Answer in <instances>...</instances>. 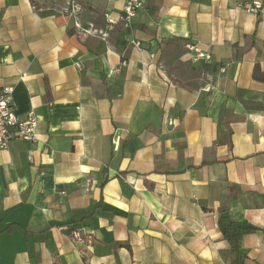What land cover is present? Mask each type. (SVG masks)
<instances>
[{
	"label": "crops",
	"instance_id": "crops-1",
	"mask_svg": "<svg viewBox=\"0 0 264 264\" xmlns=\"http://www.w3.org/2000/svg\"><path fill=\"white\" fill-rule=\"evenodd\" d=\"M123 7L0 0V89L38 120L0 149V264H264V0Z\"/></svg>",
	"mask_w": 264,
	"mask_h": 264
},
{
	"label": "built area",
	"instance_id": "built-area-1",
	"mask_svg": "<svg viewBox=\"0 0 264 264\" xmlns=\"http://www.w3.org/2000/svg\"><path fill=\"white\" fill-rule=\"evenodd\" d=\"M149 0H124V7L119 17V23L124 28H129L132 19L136 16V13L143 9ZM169 2H176L177 0H166ZM245 12L249 14H257L261 9L259 2L245 3L243 5ZM78 7L72 3L70 9L65 12L76 15ZM107 26L104 30L97 31L93 26H89L87 29L81 28L78 22H74L75 28L87 35L98 34L102 39L108 38V32L114 29L115 22L107 18ZM135 46H139V43L134 42ZM186 49L193 54L191 63H197L199 61L209 60V55L201 51L197 44H187ZM38 120L32 112H28L24 118H20L14 112L13 100H12V88L6 87L0 89V149H5L11 141L19 140L25 142H35L37 136ZM73 238L76 241H80V235L78 233L73 234Z\"/></svg>",
	"mask_w": 264,
	"mask_h": 264
},
{
	"label": "rangeland",
	"instance_id": "rangeland-1",
	"mask_svg": "<svg viewBox=\"0 0 264 264\" xmlns=\"http://www.w3.org/2000/svg\"><path fill=\"white\" fill-rule=\"evenodd\" d=\"M208 68H200V69H189L187 66L183 67L182 72L185 73L186 77L191 76V78H200L205 77L208 73Z\"/></svg>",
	"mask_w": 264,
	"mask_h": 264
},
{
	"label": "trees",
	"instance_id": "trees-1",
	"mask_svg": "<svg viewBox=\"0 0 264 264\" xmlns=\"http://www.w3.org/2000/svg\"><path fill=\"white\" fill-rule=\"evenodd\" d=\"M246 229L249 230V231H252V232L258 230L257 228H253V227H249V228H246ZM229 238H232V237L230 236ZM233 239H234V241L237 242V236L236 235L233 236Z\"/></svg>",
	"mask_w": 264,
	"mask_h": 264
}]
</instances>
